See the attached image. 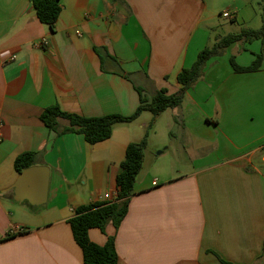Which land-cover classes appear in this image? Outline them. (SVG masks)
I'll list each match as a JSON object with an SVG mask.
<instances>
[{"label":"crops","instance_id":"crops-1","mask_svg":"<svg viewBox=\"0 0 264 264\" xmlns=\"http://www.w3.org/2000/svg\"><path fill=\"white\" fill-rule=\"evenodd\" d=\"M262 1H232L229 19L255 28ZM61 3L52 30L30 0H0V264H84L69 220L77 207L118 192L127 146L142 140L153 120L145 110L90 144L81 133L50 130L43 111L59 105L89 117L132 115L142 97L177 92L178 73L210 42L208 0ZM261 52L258 70H234L231 57L249 66ZM164 114L173 154L166 155L171 147L163 140L151 156ZM24 152L50 169L40 206L15 200L14 162ZM23 191L35 199L39 178ZM112 236L118 264H264L260 40L233 43L212 57L182 104L155 119L121 225L89 230L99 245Z\"/></svg>","mask_w":264,"mask_h":264},{"label":"trees","instance_id":"trees-1","mask_svg":"<svg viewBox=\"0 0 264 264\" xmlns=\"http://www.w3.org/2000/svg\"><path fill=\"white\" fill-rule=\"evenodd\" d=\"M36 9L39 20L52 30L62 11L61 0H30ZM264 2V0H263ZM260 40L264 46V8L262 25L259 29L242 28L237 33L221 36L212 46L202 49L191 67L183 68L177 75L180 89L169 93L167 89L159 90L149 101L141 98V105L132 115L107 114L96 117L84 116L78 113L67 112L59 105L46 108L41 114L44 124L58 135L69 132L81 133L87 142L96 144L112 136L116 123L130 122L136 119L143 111L149 110L153 120L146 127L144 138L131 142L126 149L125 159L121 163V172L117 176V196L113 200L82 205L76 208L75 215L69 220L74 238L83 252L84 264H118L119 256L115 247V238L109 237L106 244L99 245L89 237L91 228H100L103 232L111 222L117 228L125 218L130 199L134 193V184L140 173L144 160V150L148 143V136L154 126L155 119L168 108H175L182 104L186 91L202 77L207 62L214 56L221 55L225 48L236 42H252ZM235 71H256L261 67L263 53L256 54L249 66H240L234 57L230 59ZM66 119L68 125L62 126L60 119ZM35 164V153L24 152L14 162L15 169L21 173L24 169ZM223 264H234L221 258Z\"/></svg>","mask_w":264,"mask_h":264},{"label":"rangeland","instance_id":"rangeland-1","mask_svg":"<svg viewBox=\"0 0 264 264\" xmlns=\"http://www.w3.org/2000/svg\"><path fill=\"white\" fill-rule=\"evenodd\" d=\"M234 1V0H208V4H209V8L208 11L205 12V17L208 16L210 17L209 22H205V27L208 28L209 33H210V42L208 45L212 46L221 36H224L228 33H237L239 32L242 28H246V26L244 27H240L239 24L235 21H232L229 18H225L223 16V12L224 11H228V12H232V10L230 9L229 4ZM236 2L238 4H241L239 2V0H236ZM262 4V8L260 11V15L259 17L252 22L253 24H251L253 27L255 28H251V29H259L262 25V14H263V8H264V2H261ZM167 120H169V116L167 114H164L161 120V128L158 130V134L157 135H152V145H150L149 150H150V154L151 156H156L161 150L159 148H157V144H160L164 141H167L169 145V147H171V134L166 131V127H167ZM162 128H165V130L163 131ZM168 129V127H167ZM173 139V138H172ZM164 140V141H163ZM167 145L162 146L161 149H164L167 147ZM172 147L170 148V150L166 153L167 156H171L172 153Z\"/></svg>","mask_w":264,"mask_h":264},{"label":"water","instance_id":"water-1","mask_svg":"<svg viewBox=\"0 0 264 264\" xmlns=\"http://www.w3.org/2000/svg\"><path fill=\"white\" fill-rule=\"evenodd\" d=\"M50 169L44 165H33L24 169L15 185L14 189L17 191L15 200L22 202L28 200L32 205L40 206L47 201L48 181H49ZM39 178V195L34 199L30 198L25 191H23L27 185H29L35 178Z\"/></svg>","mask_w":264,"mask_h":264},{"label":"built area","instance_id":"built-area-1","mask_svg":"<svg viewBox=\"0 0 264 264\" xmlns=\"http://www.w3.org/2000/svg\"><path fill=\"white\" fill-rule=\"evenodd\" d=\"M223 16H224L225 18H232V17H233V16L230 14V12H224V13H223ZM13 57H15V55H13ZM1 125H2V122L0 121V128H1ZM0 137H1V134H0ZM116 196H117V193H115V194L106 193V194L104 195V200H113V199L116 198Z\"/></svg>","mask_w":264,"mask_h":264}]
</instances>
